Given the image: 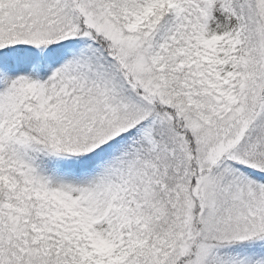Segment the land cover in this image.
Masks as SVG:
<instances>
[{"label": "snow or ice", "instance_id": "6c2138e0", "mask_svg": "<svg viewBox=\"0 0 264 264\" xmlns=\"http://www.w3.org/2000/svg\"><path fill=\"white\" fill-rule=\"evenodd\" d=\"M0 264H264V0H0Z\"/></svg>", "mask_w": 264, "mask_h": 264}]
</instances>
